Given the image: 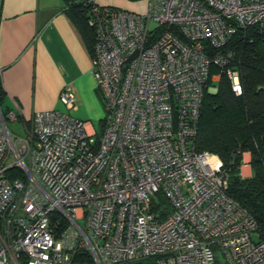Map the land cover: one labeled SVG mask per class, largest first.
<instances>
[{
  "label": "built area",
  "instance_id": "obj_1",
  "mask_svg": "<svg viewBox=\"0 0 264 264\" xmlns=\"http://www.w3.org/2000/svg\"><path fill=\"white\" fill-rule=\"evenodd\" d=\"M73 2L93 30L101 133L46 111L13 141L16 115L0 112V264H77L80 251L94 264H264L223 162L195 149L207 82L243 92L222 49L264 26V0H145L143 13ZM59 101L75 109L72 87Z\"/></svg>",
  "mask_w": 264,
  "mask_h": 264
},
{
  "label": "crops",
  "instance_id": "obj_2",
  "mask_svg": "<svg viewBox=\"0 0 264 264\" xmlns=\"http://www.w3.org/2000/svg\"><path fill=\"white\" fill-rule=\"evenodd\" d=\"M69 0H0V85L2 108L16 115L13 127L25 133L36 112L60 111L84 122L89 133L101 123V98L92 74V52L78 28ZM98 5L139 12L127 0H95ZM139 1V0H134ZM72 87L75 109L59 101ZM100 126V127H101ZM249 153L242 155V178H250Z\"/></svg>",
  "mask_w": 264,
  "mask_h": 264
},
{
  "label": "trees",
  "instance_id": "obj_3",
  "mask_svg": "<svg viewBox=\"0 0 264 264\" xmlns=\"http://www.w3.org/2000/svg\"><path fill=\"white\" fill-rule=\"evenodd\" d=\"M74 16L92 52L93 30L87 23V7L68 1ZM234 54L233 67L239 72L243 92L235 96L226 78L216 84V92L209 93L210 80L204 90L195 149L218 156L228 175L226 195L236 201L256 221L260 239L264 240V26H253L237 32L222 52ZM212 72H215L212 69ZM4 93L0 85V112ZM249 153L252 176L242 178L239 167L242 155ZM232 158H234L232 160ZM19 177H22L17 173ZM77 264H94L90 254L80 251ZM135 264H154L153 260Z\"/></svg>",
  "mask_w": 264,
  "mask_h": 264
},
{
  "label": "rangeland",
  "instance_id": "obj_4",
  "mask_svg": "<svg viewBox=\"0 0 264 264\" xmlns=\"http://www.w3.org/2000/svg\"><path fill=\"white\" fill-rule=\"evenodd\" d=\"M127 1H129V2H131V3H133V4H136V5H138V10H139V12H144L145 11V9H146V2H145V0H139V1H134V0H127ZM114 7V6H113ZM116 8V7H115ZM211 88H212V86L210 87L209 86V88L207 89V92H209V93H211L213 90H211ZM101 108H102V118H101V120H103V118H104V116H105V111H104V107H103V104L101 103ZM101 123H96L95 124V131L97 132V134L99 135L100 133H101V125H100ZM6 126H7V129L9 130V132H10V134H11V138H12V140L13 141H15L16 139H19V138H23L24 137V134L23 133H20V132H17L15 129H14V125H13V123H7L6 124ZM13 160V159H12ZM11 160V162H14V161H12Z\"/></svg>",
  "mask_w": 264,
  "mask_h": 264
},
{
  "label": "water",
  "instance_id": "obj_5",
  "mask_svg": "<svg viewBox=\"0 0 264 264\" xmlns=\"http://www.w3.org/2000/svg\"><path fill=\"white\" fill-rule=\"evenodd\" d=\"M262 145H263V148H264V135L262 136Z\"/></svg>",
  "mask_w": 264,
  "mask_h": 264
}]
</instances>
